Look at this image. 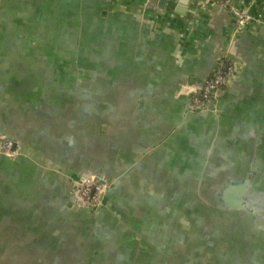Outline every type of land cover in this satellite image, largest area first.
<instances>
[{
  "label": "crops",
  "instance_id": "crops-1",
  "mask_svg": "<svg viewBox=\"0 0 264 264\" xmlns=\"http://www.w3.org/2000/svg\"><path fill=\"white\" fill-rule=\"evenodd\" d=\"M180 1L168 0L164 13L157 8L160 0H0V123L23 136L34 161L0 160V222L19 220V206L27 204L35 182L47 189L45 199L29 204L48 208L40 230L50 234L43 236L46 244L32 236L37 254L31 264H82L74 248L57 243L50 231L55 205L63 206L69 191L67 177L59 183L55 173L95 164L114 176L141 152H154L131 169L112 197L127 219L137 226L145 221L161 238L176 234L178 226L190 230L189 216L198 225L207 214L201 200L214 196L220 189L216 177L231 165L246 170L255 158L262 180L264 23L238 29L227 7L197 10V0L182 15L175 12ZM230 4L264 16V0ZM231 38L241 70L221 114L187 116L191 79L199 82L212 70ZM91 144L99 152L93 158L84 153ZM21 233L0 225V264H23L8 245L9 237ZM190 236L196 245L206 241L196 232ZM147 250L163 258L178 253L152 243Z\"/></svg>",
  "mask_w": 264,
  "mask_h": 264
},
{
  "label": "water",
  "instance_id": "water-1",
  "mask_svg": "<svg viewBox=\"0 0 264 264\" xmlns=\"http://www.w3.org/2000/svg\"><path fill=\"white\" fill-rule=\"evenodd\" d=\"M166 2L168 0H160L157 8L160 11L169 12L170 9L166 6ZM189 4L190 0H181L179 6L175 8V12L186 15ZM223 55L224 53L216 58L212 70L199 82H195L194 78L191 79V83H193L188 85V90L185 91L188 97L185 112L187 116L212 114L219 117L221 114V102L232 84L239 79L241 68L236 58L235 70L229 83L224 90L215 92L207 105L195 107L191 102V95L215 71ZM176 59L178 63V60L181 61V57ZM77 123V120H73L74 125ZM102 130L106 132L108 126L103 125ZM0 136L18 145V151L15 154H8L0 147V160L6 159L18 164L34 162L26 149L23 136L3 128L1 123ZM99 136L103 139H111L108 134L100 133ZM91 146H88L84 153L93 158L95 152L96 154L99 152L96 151L98 150L96 144H91ZM151 148L154 146H149V149ZM152 153L154 152H141L129 169L114 176L95 164L85 171L71 174L68 172L65 174L64 172L62 174L55 173L59 183H61L62 177L65 179L67 177L69 181V191L65 195L66 203L63 206H59L58 203L55 205L56 209L51 221L53 229L50 231L54 232L57 243L70 244L74 248L77 261L81 260L82 264H174L176 257L178 261L175 264H207L208 261L210 264H264V176L262 180L258 178L255 158L252 159L246 170L245 168L241 170L238 164H235L224 172L225 176L221 174L223 178H226L225 180L220 179L221 176L216 177V185L220 189L213 191L214 196H208L206 202L201 200L199 208L207 214L201 220L199 219L198 225L188 215L191 218L188 221L193 223L192 227H189L190 230L185 231V226L188 223L184 222V230L178 226L175 230L176 234L161 238L160 233H153L152 227L145 221L142 220L137 226L127 219L122 211H118L114 207L112 197L119 185L128 182L131 169L139 165L144 158L150 157ZM104 154L106 155L107 152ZM86 178H93L104 185L100 202L97 205L85 202L81 196L82 182ZM40 183L35 182L31 190L32 194L26 198L27 204L19 206L18 211L21 212L18 216L19 220L0 222V225H5V229L14 228L18 234L19 231L22 232L20 236L9 237L8 245L16 247L17 250L14 254L21 259L23 264H31L35 251L37 254V249L33 248L32 236L34 239L37 238L38 242L46 244L43 236L48 238L50 235L40 230L44 225L48 208L29 205L31 198L43 200L47 197V189L45 192ZM190 192L192 193L191 190ZM63 210L73 212L69 213ZM38 211L44 212V215L37 214ZM107 216H112L115 221L120 220L122 223L120 227L123 229L112 225L106 219ZM213 224L214 227H212ZM38 227L39 232L36 233ZM191 232L203 235L206 241L196 245L191 241ZM150 243H152V247L176 248L178 253L166 258L161 257L159 253L150 254L147 250ZM4 250L5 247L2 243L0 253ZM40 255L44 256L46 252H40Z\"/></svg>",
  "mask_w": 264,
  "mask_h": 264
},
{
  "label": "built area",
  "instance_id": "built-area-1",
  "mask_svg": "<svg viewBox=\"0 0 264 264\" xmlns=\"http://www.w3.org/2000/svg\"><path fill=\"white\" fill-rule=\"evenodd\" d=\"M211 4H220L229 9L234 17V25L236 28L243 30L254 25L264 23L262 14H253L248 11H240L230 4V0H197L196 8L208 7ZM165 13V12H164ZM168 13V12H167ZM231 42L229 41V49L220 58L215 71L208 76L201 87L191 95V102L195 107H203L207 105L215 92L224 90L229 83L231 76L235 70V57L231 52ZM0 147L8 154H15L18 151V145H15L11 140L3 139L0 136ZM104 190V185L93 178H86L82 182L81 196L85 202L91 205H97L100 202L101 193Z\"/></svg>",
  "mask_w": 264,
  "mask_h": 264
}]
</instances>
